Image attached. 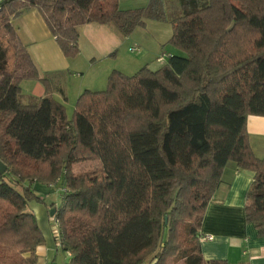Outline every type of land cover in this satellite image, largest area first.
<instances>
[{
	"label": "trees",
	"instance_id": "trees-1",
	"mask_svg": "<svg viewBox=\"0 0 264 264\" xmlns=\"http://www.w3.org/2000/svg\"><path fill=\"white\" fill-rule=\"evenodd\" d=\"M3 0H0V2ZM168 44L182 54L157 70L112 71L103 91H84L73 116L50 96L11 19L36 10L63 56L79 54L78 28L112 25L123 37L164 21L163 0L121 11L118 0H7L0 30L14 74L0 72V264H37L44 244L29 209L43 200L32 183L61 175L54 218L69 264H228L205 261L200 229L228 162L252 173L244 220L264 238V160L246 120L264 117V0H180ZM22 81L45 96L20 102ZM98 163L73 172L78 164Z\"/></svg>",
	"mask_w": 264,
	"mask_h": 264
},
{
	"label": "crops",
	"instance_id": "crops-1",
	"mask_svg": "<svg viewBox=\"0 0 264 264\" xmlns=\"http://www.w3.org/2000/svg\"><path fill=\"white\" fill-rule=\"evenodd\" d=\"M148 1L118 0V8L121 11L141 9L147 6ZM165 1L167 0H163V5L166 11ZM176 2L179 3L180 0ZM174 7L176 8L175 5ZM11 24L37 68L39 77L49 81L50 96L63 105L65 95L58 85H68L72 78L79 81L76 85L82 86L77 89L78 98L84 91H102V88L96 87L105 85L112 71L132 76L143 67L152 70L151 65L158 63L160 56L166 55L167 60L168 56L174 55L172 52L165 54L164 46L169 33L165 28H160L161 24L157 21L155 24L159 27H148L151 30L149 39L141 33L147 30V26L151 24L149 21L143 28H136L127 37H123L109 24L81 26L78 28L79 54L73 59L63 56L36 10L25 11L13 17ZM163 60L159 63L162 64ZM26 82L30 81L20 83L21 92L22 85H32L31 94L36 99L45 96V88L40 82ZM246 131L254 156L264 160V117L249 116L246 120ZM252 176L250 172L239 170L232 162L224 166L219 186L206 207L199 232L201 255L205 261L264 264V238H259L253 226L244 220L245 194ZM31 187L40 198L50 191L48 187L37 182ZM29 209L33 212L44 238V244L35 250L37 264H69V255L55 245L51 207L43 200L42 204L30 203ZM205 236L212 237V240H203Z\"/></svg>",
	"mask_w": 264,
	"mask_h": 264
},
{
	"label": "rangeland",
	"instance_id": "rangeland-1",
	"mask_svg": "<svg viewBox=\"0 0 264 264\" xmlns=\"http://www.w3.org/2000/svg\"><path fill=\"white\" fill-rule=\"evenodd\" d=\"M149 2V1H148ZM166 3V8L167 10L166 12V19L164 21H157V23H160L161 26L160 28H165L166 31H168L167 33H169V37H168V41L169 38L172 35V29H171V25L169 20L172 18H176L178 16L182 15V10L181 7L179 5V3L176 2V0H167L165 1ZM148 4V3H147ZM174 5L176 6V8L174 7ZM179 5V6H177ZM151 22V24H149V26H147V30L145 32H141L143 37H145L146 39H149L150 34H151V30L148 27H152L150 25H156V21L155 20H147L146 22ZM154 21V22H153ZM157 26V25H156ZM159 27V26H157ZM157 28L155 27V30ZM167 43H165L164 46V51L165 54L167 52H172L174 54H182L180 51L174 49L172 46H170ZM135 55V54H134ZM166 55L160 56V58L164 59L163 63L160 64L158 63H153V65H151L152 70L154 71L157 68H160L163 64H165L166 61ZM158 61V60H157ZM0 72H6L9 74H14V51L12 48V44L10 43V41L8 40V38L5 36V34L0 30ZM69 84L66 85V83L64 85H58L62 88L64 95H65V99L64 100V106H65V110H66V115H67V119L70 120L73 116V112H74V107H75V103L77 100V94H78V87L81 85H76L75 83H78L76 78H72L69 80ZM26 83H32L30 82H26ZM84 86V85H83ZM100 86V87H99ZM31 87L32 85H22V92H21V96H20V102L23 104H35L36 102V98L34 97V95L31 94ZM82 87V86H81ZM107 87V83H105V85H98V87L96 88H102V91L105 90ZM58 95V94H57ZM1 116V115H0ZM99 167L98 163H87V164H78L75 165L73 167V172L74 173H78L80 171H89V170H93L95 168ZM55 184L54 189H50V191L48 192V194L41 196V198L45 201V204L49 207H51V209H58L61 205V201H62V193L60 191V189L63 186V177L62 175L52 184ZM34 183H32L31 185H33ZM45 186V185H43ZM48 187V186H46ZM177 264H182V263H177Z\"/></svg>",
	"mask_w": 264,
	"mask_h": 264
},
{
	"label": "built area",
	"instance_id": "built-area-1",
	"mask_svg": "<svg viewBox=\"0 0 264 264\" xmlns=\"http://www.w3.org/2000/svg\"><path fill=\"white\" fill-rule=\"evenodd\" d=\"M133 50H134V49H130V51H133ZM157 60H158V62H161V61H162V58H159V59H157ZM55 184H56V183H54V184H50V185L48 186V188H49V189H54ZM60 191H61L62 194H63L64 192H66L65 187L62 186V188L60 189ZM55 210H56V209H55ZM51 220H52V223H53V237H54V240H55V245H56L57 248H60V242H59V238H60V223H59V221H58L56 218H54V215L51 216ZM202 239H203V240H212V237H210V236H205V237H203ZM67 254H68V253H67ZM68 255H69V254H68ZM42 264H49V263L44 262V263H42Z\"/></svg>",
	"mask_w": 264,
	"mask_h": 264
},
{
	"label": "water",
	"instance_id": "water-1",
	"mask_svg": "<svg viewBox=\"0 0 264 264\" xmlns=\"http://www.w3.org/2000/svg\"><path fill=\"white\" fill-rule=\"evenodd\" d=\"M7 0H3L0 2V6H3L6 3ZM6 170L5 166L0 164V173L2 174ZM55 213V209L50 210V215L53 216Z\"/></svg>",
	"mask_w": 264,
	"mask_h": 264
}]
</instances>
